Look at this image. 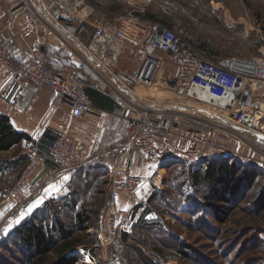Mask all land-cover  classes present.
<instances>
[{
  "label": "rangeland",
  "instance_id": "374dc122",
  "mask_svg": "<svg viewBox=\"0 0 264 264\" xmlns=\"http://www.w3.org/2000/svg\"><path fill=\"white\" fill-rule=\"evenodd\" d=\"M73 1L65 0L63 2L65 9L57 8L55 12H59L58 17L62 21L59 23L64 30L67 27L74 28L75 32L69 33L74 39L69 38L75 43H85L82 44L84 47H87L89 38L92 39L88 22L93 15V13L88 15L89 9L87 7L84 9L85 6L88 4L95 6L94 14L104 19L109 27H113L133 9L134 2H139L86 0L77 11L68 12L67 7ZM154 1V4L152 2L146 6L145 10L149 7L151 12L146 14H154L161 24L187 39L209 60L224 64L232 57H264V0ZM83 9L84 11L80 13L79 11ZM142 25L145 28L150 27L144 22ZM129 58L136 69L141 55L129 54ZM45 61L50 67L48 61L46 59ZM173 73L174 69L172 71L171 66L165 67L149 87L137 86V93L151 101L161 102L165 109L177 110V107L182 106L163 84ZM191 106L187 107L190 111L195 109L193 105ZM190 111L183 114V118L179 117L181 114H174V120L179 123H191L206 131H217L218 127L226 126L221 122L226 120L213 109H209L207 113L194 114L189 113ZM188 116H197L201 122L190 121ZM227 138L226 136L224 148H228L231 151L229 154H233L230 158L254 167L258 172L255 186L232 205L228 219L224 223H218L207 208L201 207L195 189L190 186L191 178L187 170L190 164L172 161L169 163L167 176L163 178L162 190L150 203L151 222L160 224L161 228L152 226L134 229L131 239L118 252V259L122 264H264V210L258 212L252 204L264 185V172L260 170L258 163L263 157V152L259 148L253 149L255 151L245 149V153L241 150L237 152L236 149L241 142L234 137ZM21 152L18 147L0 152V199L6 196L13 202L6 191L13 187L29 163L28 160L18 168L12 167L11 164L22 157ZM79 171L66 202L74 200L77 204H88V208L95 214L93 227L85 234L75 237L85 244L77 248L90 249L98 240L97 235L101 228L106 224L111 204H107L106 176L102 175V170L87 166L80 168ZM64 204L52 205L49 211L67 222L66 215L72 212L66 209ZM114 208L119 210L116 206ZM129 214L131 215V212ZM128 228L129 224L120 228L106 250L92 249V254L98 257L111 255L116 237ZM105 241L109 242V238ZM16 242L14 237L1 234L0 229V264H21L24 255L16 246ZM180 249L187 252L186 257L180 253ZM79 264L85 263L79 261Z\"/></svg>",
  "mask_w": 264,
  "mask_h": 264
},
{
  "label": "built area",
  "instance_id": "2783aa9c",
  "mask_svg": "<svg viewBox=\"0 0 264 264\" xmlns=\"http://www.w3.org/2000/svg\"><path fill=\"white\" fill-rule=\"evenodd\" d=\"M17 1L31 33L38 40H43V12H48L45 1L40 0L38 6L31 0ZM85 1L74 0L68 5L67 11H77ZM135 1L139 2L132 4L133 9L123 16L118 25L98 31L100 40L95 48L87 47L84 50L107 72L116 68L129 49L141 55L140 63L132 72V81L136 86L144 88L153 84L163 69L161 54L168 56L174 73L163 84L182 107L170 110L132 99L133 103L125 108L123 114L126 152H139L146 158H155L159 156L162 147L172 146L177 138L183 144L185 163L194 165L211 157H221V154L226 153L225 136L222 132L211 130L178 133L174 114H181L179 117L183 118V114L190 111L187 107H192L191 105L195 109L190 112L207 113L209 109H213L217 115L232 124L228 127L224 123L227 128L243 130L264 141V57H232L224 64L211 61L187 39L163 24L156 22L145 28L142 25V15L146 6L154 0ZM52 18L57 26L58 20ZM66 29L68 33L75 32L74 29ZM0 67L8 74L1 92L14 84L28 82L36 88H48L52 92L50 108L67 109L73 120H79L91 111V102L85 93L86 80L75 77L70 70H52L45 61L40 43L32 51L29 61L17 62L9 56L0 42ZM262 152L263 157L258 163L260 170L264 172V149ZM49 157L61 170H73L78 164V147L70 138L61 134L51 144ZM41 162L36 155L29 157V163L13 187L6 191L15 206L26 204L39 193V184L30 183V177ZM147 182L155 189H160L161 179L158 173L144 179L120 170L118 166L108 170L105 193L107 204H111V207L106 224L98 233V240L93 248H84V255L91 262L94 261L92 249L106 250L120 228L127 226L131 220L129 212L114 208L115 202L121 195L133 196ZM106 238H109V242L105 241Z\"/></svg>",
  "mask_w": 264,
  "mask_h": 264
},
{
  "label": "crops",
  "instance_id": "0c3cea01",
  "mask_svg": "<svg viewBox=\"0 0 264 264\" xmlns=\"http://www.w3.org/2000/svg\"><path fill=\"white\" fill-rule=\"evenodd\" d=\"M39 1L31 0L35 6H38ZM44 1L48 12H43L45 17L42 26L44 38L38 40L31 33L19 2L17 0H1L0 42L9 56L17 62L29 61L32 51L40 43L50 68L56 71L69 69L75 77L86 80L85 93L91 102V111L81 119L73 120L67 109L52 110L50 108L52 92L48 88H36L28 82L14 84L1 92L8 74L0 67V115L8 118L15 132L29 137V140H24L15 146L22 150L21 155L28 158L36 155L42 160L30 177V183L40 186L36 197L21 207L15 206L14 202L6 196L4 199H0L1 234L10 235L15 228L29 220L33 213L40 210L45 204L67 203V198L71 194L72 185L79 175L80 168L92 166L101 169L102 175L106 176L105 181H107L108 170L116 166L120 170L144 179L149 178L153 173H158L161 179L160 189H155L147 182L133 196L121 195L115 202V206L119 210L131 212L132 217L129 228L121 231L116 237L111 255L94 256V261L91 262L84 255V248H75L71 252L85 264H122L118 259V252L129 241H124L125 236L131 237L135 227L151 223L152 216L148 200L153 193L162 190L163 178L168 174L169 163L172 161L183 162V144L176 138L172 146L162 147L159 156L155 158H146L139 152H126L127 141L123 137L125 130L123 114L125 108L133 103L132 99L163 107L159 101H151L147 97L140 96L137 93V86L133 87L132 72L135 70V66L129 58V54L135 52L129 49L125 58L119 62L116 68L110 72L105 71L84 50L87 47L95 48L96 43L100 40V35L97 32L110 28L104 19L94 14L96 7L91 4L84 7V9L86 7L89 9V16L93 13L88 22L92 39L89 38L87 47H84L82 44L85 45V43L73 42L70 38H74L60 25L62 21L54 9H65L63 6L65 0ZM154 3L155 1L152 4ZM84 9L79 12L81 13ZM146 13H151L149 7L143 16ZM143 16L142 24L144 22L151 26L153 23H160L159 20L154 22L143 18ZM52 17L60 22L57 26ZM161 56L164 60L163 69L171 66L173 71L174 68L170 64L169 57L164 54ZM193 113L195 114V112ZM188 117H190V121H200L197 116ZM221 122L227 123L228 127L232 126L226 121ZM176 123L175 126H177L179 134L206 132L204 128L193 126L191 123ZM227 126L218 127L217 131L222 132L228 138L234 137L241 142L236 149L237 152L240 150L244 152L245 149L250 151H255L253 150L255 148L264 149L263 140L237 128L229 129ZM61 134L70 138L78 147V164L73 170H61L49 157L52 142ZM251 138H254L255 141ZM225 150L226 153L221 154V157L233 156V154H229L228 148ZM32 205L35 207L30 208ZM17 221L19 222L17 223Z\"/></svg>",
  "mask_w": 264,
  "mask_h": 264
},
{
  "label": "trees",
  "instance_id": "16d2710c",
  "mask_svg": "<svg viewBox=\"0 0 264 264\" xmlns=\"http://www.w3.org/2000/svg\"><path fill=\"white\" fill-rule=\"evenodd\" d=\"M144 17L158 21L154 14H146ZM24 140H29V137L15 132L8 118L0 115V151H9ZM28 160V157L22 156L11 165L18 168ZM188 167L190 186L195 189L200 199L199 204L207 208L218 223H224L228 219L232 205L244 197L258 180L256 168L243 165L233 158L211 157ZM158 195L156 192L150 196L149 205ZM252 204L256 211L264 210V185ZM52 205L56 206V203L45 204L9 235L17 240L16 246L24 255L21 264H79L78 257L71 252L85 244L75 237L85 234L93 227L95 214L88 208V204H77L70 200L64 205L72 214L66 215L67 222H64L57 214L55 216L50 213ZM152 226L161 228L160 224L152 222L140 227ZM131 237L125 236L124 241L127 242ZM180 253L187 256L183 249H180Z\"/></svg>",
  "mask_w": 264,
  "mask_h": 264
},
{
  "label": "snow or ice",
  "instance_id": "6c2138e0",
  "mask_svg": "<svg viewBox=\"0 0 264 264\" xmlns=\"http://www.w3.org/2000/svg\"><path fill=\"white\" fill-rule=\"evenodd\" d=\"M65 179H67V177H65ZM31 207H35V205L30 206V208H31ZM18 222H19V221H17V223H18Z\"/></svg>",
  "mask_w": 264,
  "mask_h": 264
},
{
  "label": "water",
  "instance_id": "95a60500",
  "mask_svg": "<svg viewBox=\"0 0 264 264\" xmlns=\"http://www.w3.org/2000/svg\"><path fill=\"white\" fill-rule=\"evenodd\" d=\"M56 14L59 15V12L56 11ZM64 17H66L65 15H63Z\"/></svg>",
  "mask_w": 264,
  "mask_h": 264
}]
</instances>
